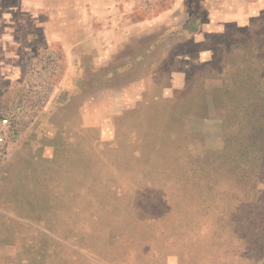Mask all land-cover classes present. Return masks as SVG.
<instances>
[{"label": "rangeland", "instance_id": "rangeland-1", "mask_svg": "<svg viewBox=\"0 0 264 264\" xmlns=\"http://www.w3.org/2000/svg\"><path fill=\"white\" fill-rule=\"evenodd\" d=\"M7 110L0 175L56 237L0 264H264V0H0ZM120 189L146 215L131 249L108 229Z\"/></svg>", "mask_w": 264, "mask_h": 264}, {"label": "crops", "instance_id": "crops-1", "mask_svg": "<svg viewBox=\"0 0 264 264\" xmlns=\"http://www.w3.org/2000/svg\"><path fill=\"white\" fill-rule=\"evenodd\" d=\"M10 156V153L9 155ZM5 162V161H4ZM3 162V163H4ZM8 163V162H7ZM6 163V164H7ZM11 164L10 166H16V162L14 161H10ZM21 179H19L18 177L15 178L14 183H12L13 185H10V179H8L7 177V173H4V175H0V199L3 198V201H7L8 197L10 198L9 204H10V208L12 209V211H10V208L8 206H2L0 207V238H5V239H1L0 240V249L4 248H10L11 246L14 245H19L18 248L16 246V249H20V245L23 246L26 245V247H33L31 245V240L34 238L35 234H41L40 232H45L44 235L48 236L49 239L56 237L55 234L53 233V226H51L49 224L48 228L43 229V230H39V233H35L37 229H35V226H38L39 224H41V221H38L37 219H35V212L38 211V208L36 206H38L37 204L34 203L33 198H28L30 203L28 204L29 207L27 209V211H24V213H22V211L19 208V199L21 198V200L23 199V197L25 196V194H21V189H20V185H21ZM63 183H61L60 188H59V192H65L63 194V196H67L66 191L68 190L66 187L69 186L70 184L66 183V179H64L62 181ZM88 182V181H86ZM88 185L87 183L84 184L83 186ZM97 186H102L100 185V183L96 184ZM114 185V184H113ZM132 185V184H131ZM79 187H81V189L78 191L80 193H84V190L82 189V186L80 185ZM132 190V189H131ZM52 191L54 192V190L52 189ZM123 191H120L117 193V195H112V200L110 204L105 205L107 207V210L111 211L112 213L110 215H112L113 220L110 223V226L108 227L109 230H113V234L110 237L111 238V243H116V242H120L121 241V248L125 249V248H132V237H134V233H135V229L137 227V225H134V223L132 224L133 219H136V217H138V219L140 218H145L146 215L144 216H137V214H135L134 211L136 210H132V194H128L126 196L125 193H122ZM122 193V194H121ZM33 197L35 195H32ZM49 196H51L49 194ZM53 196V195H52ZM50 197L51 199L54 198ZM99 197V195H98ZM119 197V200H116V198ZM122 199V201L128 203L125 206L123 205L122 207H120V212H118L116 210L117 208V201L119 202L120 199ZM49 206H52V203L49 204ZM104 205L100 204L97 205V208L94 211V214H92L93 217H95L97 219V233L96 236L99 240L100 235L103 233L104 234V229H101L99 220L100 217L102 216V213L104 211L105 208ZM7 208V209H6ZM119 208V207H118ZM66 210V207L63 209V211ZM52 212H56L55 209L50 210V214L49 217L51 216ZM168 214V212H166V215ZM64 216H66V214H64ZM116 217H122L123 220L121 222H119L117 219H115ZM13 223V224H12ZM51 223V222H50ZM27 224V225H26ZM13 225V226H12ZM33 225V226H31ZM144 225H148V223L144 224ZM26 226V228L28 229V232H25L22 230V228ZM89 225L85 224V228L86 230H88ZM11 227V229H10ZM38 227H41L40 225ZM32 228V229H31ZM118 229L121 231V233H119ZM27 231V230H26ZM32 231V232H29ZM47 231V233H46ZM11 233L12 237L9 238L8 234ZM31 234H34L33 236ZM121 234V235H120ZM117 235H119L118 237H116ZM115 236V237H114ZM120 238V240H119ZM16 241V242H15ZM108 244H110L108 242ZM28 249V248H27ZM148 249V248H147ZM157 249H152V247H149L148 251H152L153 253L156 252L154 251ZM158 253H156L157 255ZM129 260H131V264H132V254H129ZM65 264H67V262H65ZM70 264H73V262H70Z\"/></svg>", "mask_w": 264, "mask_h": 264}, {"label": "built area", "instance_id": "built-area-1", "mask_svg": "<svg viewBox=\"0 0 264 264\" xmlns=\"http://www.w3.org/2000/svg\"><path fill=\"white\" fill-rule=\"evenodd\" d=\"M22 135L20 119L12 111L7 110L0 115V164L9 155L11 145Z\"/></svg>", "mask_w": 264, "mask_h": 264}, {"label": "trees", "instance_id": "trees-1", "mask_svg": "<svg viewBox=\"0 0 264 264\" xmlns=\"http://www.w3.org/2000/svg\"><path fill=\"white\" fill-rule=\"evenodd\" d=\"M258 128V127H257ZM253 213H255V211H253ZM263 213V212H262ZM258 214V213H257ZM263 216H264V213H263ZM262 218V217H261ZM264 221V220H263ZM250 227H253L254 228V226H250ZM256 229H259L260 230V237L259 238H261V239H263V240H261V241H264V238H263V235H264V223H263V225L261 226V227H258V228H256ZM257 241H259V240H257ZM257 241L256 242H254L255 244L257 243ZM250 255H252V254H250ZM250 257V256H249Z\"/></svg>", "mask_w": 264, "mask_h": 264}]
</instances>
